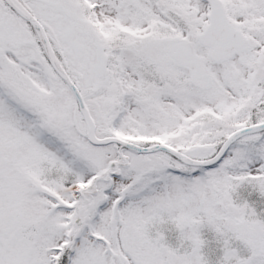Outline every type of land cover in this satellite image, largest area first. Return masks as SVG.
Instances as JSON below:
<instances>
[{"label":"snow or ice","instance_id":"snow-or-ice-1","mask_svg":"<svg viewBox=\"0 0 264 264\" xmlns=\"http://www.w3.org/2000/svg\"><path fill=\"white\" fill-rule=\"evenodd\" d=\"M0 264H264V0H0Z\"/></svg>","mask_w":264,"mask_h":264}]
</instances>
